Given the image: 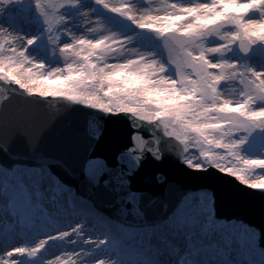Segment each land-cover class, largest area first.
Listing matches in <instances>:
<instances>
[{
    "label": "rangeland",
    "instance_id": "1",
    "mask_svg": "<svg viewBox=\"0 0 264 264\" xmlns=\"http://www.w3.org/2000/svg\"><path fill=\"white\" fill-rule=\"evenodd\" d=\"M83 11L94 19L81 22ZM249 17L259 32L249 29ZM0 23L35 38L24 65L32 71L17 83L25 92L63 95L142 118L158 116L173 135L191 141L185 158L190 166L202 167L205 158L240 182L264 189V113L249 101L264 94V0H0ZM139 28L148 30L158 52L139 38ZM172 29L186 37L180 49L167 36ZM10 53L0 39L4 81L15 76L9 72L16 67ZM147 69L156 71L149 81L166 99L147 90L141 76ZM162 75L170 90L162 86ZM230 79L236 102L228 106L218 94ZM39 168L0 166V264L111 262L108 235L90 226L99 241L77 218L68 221L69 201L82 205L80 198L72 191L64 194L66 188ZM46 179L53 186H42ZM11 212H23L25 225ZM117 228L112 225L110 237L135 253L139 264H264L258 232L247 223L213 219L206 190L187 196L162 224L121 227L120 234ZM77 231L91 241L80 239ZM162 249L161 256H152ZM47 251L57 255L40 263Z\"/></svg>",
    "mask_w": 264,
    "mask_h": 264
},
{
    "label": "water",
    "instance_id": "2",
    "mask_svg": "<svg viewBox=\"0 0 264 264\" xmlns=\"http://www.w3.org/2000/svg\"><path fill=\"white\" fill-rule=\"evenodd\" d=\"M171 37L179 47L185 44V36ZM0 89V159L5 164L48 165L125 222L161 221L189 192L211 191L217 217L240 216L259 227L264 241V189L243 184L230 171L181 162V154L189 153L186 146L180 147L173 134H161L158 123L145 125L147 130L144 120L58 97L20 94L2 84Z\"/></svg>",
    "mask_w": 264,
    "mask_h": 264
},
{
    "label": "bare ground",
    "instance_id": "3",
    "mask_svg": "<svg viewBox=\"0 0 264 264\" xmlns=\"http://www.w3.org/2000/svg\"><path fill=\"white\" fill-rule=\"evenodd\" d=\"M85 18H87V19H94L93 17H91L90 15H88L85 11H83V13H82V15H81V22H85L84 20H85ZM251 19H253V17H249L248 18V21H247V25H249L250 24V26H251V28H249V29H254L255 31H257V32H259L260 30L258 29H256L257 27H256V25H255V21H252ZM254 20V19H253ZM104 27V26H103ZM0 28H3V29H7V31H8V33H10V34H13V35H16V36H20L19 35V33L17 34L16 32H14L11 28H9V27H4V25H2L1 23H0ZM183 30H185V29H183ZM4 34H0V36H3ZM6 42H7V47H8V41L6 40ZM11 55H12V53H10ZM228 55L229 56H233L232 55V52L230 51V50H228ZM212 56V55H211ZM251 63V68L252 69H254L256 72H257V70L255 69V66L253 65V64H255V62L253 61V62H250ZM153 65H155V64H153ZM150 67H151V64L149 65ZM156 67H157V64L155 65ZM153 69V68H152ZM152 69H147L145 72L144 71H142L141 72V76H142V78H146L147 80H146V83H147V90H149V91H151V92H153V94L154 95H156V97L158 98V99H166V96L162 93V88H159V87H157V86H154V87H152V85H151V83H150V81H149V79L151 78V75H153V73L155 72L156 73V71L155 70H152ZM159 74H161L160 72H159ZM163 76V80H162V82H163V85L162 86H164V88L165 89H167V90H170L171 88V86L169 85V79L167 78V76H165V75H162ZM262 80H263V83H264V77H262ZM251 88V87H250ZM166 90V91H167ZM234 90H236V87H234V83H233V81L230 79L229 80V82L228 83H226V84H224V86L221 88V90H220V93L218 94V98H219V100L222 102V103H226L227 105L228 104H234L235 102H236V95H235V98H234ZM223 101H225V102H223ZM229 106V105H228ZM254 113H256V112H254ZM151 123H153V121L151 120V119H144V126L145 125H148V124H151ZM161 127H162V132H161V134H172L171 133V131L165 126V125H163V123L162 122H160V123H158ZM173 137H174V139H175V141L176 142H182L183 143V141H185V146H186V148H187V150H188V152L189 153H184V156H185V158L187 157V156H190V152H191V145L192 144H190L191 143V141H189V140H184V139H182L181 137L179 138V137H176L175 135H173ZM41 185L42 186H44L45 188H49V187H51V186H53V184L51 185V182H50V180H47L46 179V181L44 180L42 183H41ZM39 192H42L41 190H39ZM3 197H5V195H2ZM3 201H4V199L3 198H0V208H2V203H3ZM44 203L46 202V201H43ZM79 210H82V208H83V213L85 214V213H87V214H89L90 216H92V217H97V218H100V213L98 212V211H96L94 208H91V207H88L87 209H85L86 207H77ZM0 213H1V211H0ZM1 215H2V213H1ZM101 219V218H100ZM6 223V220L5 221H3V223L2 224H5ZM132 232V231H131ZM69 235H70V230L68 231L67 229L65 230V232H64V240H66V241H68V239H69ZM84 237V239H86L88 242H90L91 241V239H90V237L89 236H86L85 237V235L83 236ZM12 247H15V246H12ZM153 247H150L149 249H152ZM174 248L176 249V247L174 246ZM177 250H179L178 248L176 249V251ZM163 251H165V250H161V253H154V254H152V256H161V254H162V252ZM111 254H112V251L110 252ZM165 253V252H164ZM51 252L50 251H47L46 253H45V256H42L40 259L42 260V262L44 263V261H45V259H48V256L50 257V258H54L55 257V255H57L56 253H52L51 255ZM165 255H167V254H165ZM133 261H135L136 262V264H139V262H140V259L135 255L134 256V258H132V259H130V258H126L125 259V264H133Z\"/></svg>",
    "mask_w": 264,
    "mask_h": 264
},
{
    "label": "clouds",
    "instance_id": "4",
    "mask_svg": "<svg viewBox=\"0 0 264 264\" xmlns=\"http://www.w3.org/2000/svg\"><path fill=\"white\" fill-rule=\"evenodd\" d=\"M0 39L8 41V51L12 53V60L15 62V69H9V72H15V76L12 77L14 82L22 83L31 73V67H25V62L29 58L26 56L28 47L34 43L33 37H21L8 33L7 29L0 28ZM63 55V51L61 52ZM6 65L0 63V73L4 72ZM3 77H0L2 79ZM2 91V89H0ZM249 101L254 108H258L261 113H264V94L257 95L255 99L249 96ZM264 166V165H262ZM111 264V262H108Z\"/></svg>",
    "mask_w": 264,
    "mask_h": 264
}]
</instances>
